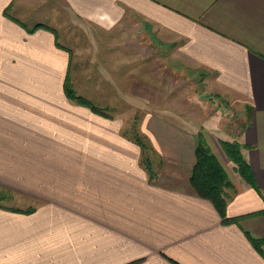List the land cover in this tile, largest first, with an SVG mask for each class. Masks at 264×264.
I'll use <instances>...</instances> for the list:
<instances>
[{
	"label": "crops",
	"instance_id": "1",
	"mask_svg": "<svg viewBox=\"0 0 264 264\" xmlns=\"http://www.w3.org/2000/svg\"><path fill=\"white\" fill-rule=\"evenodd\" d=\"M65 25L147 31L247 120L231 133L134 103L148 109L136 130L151 177L135 128L67 94V79L78 89ZM200 130L224 166L217 140L239 141L253 172L250 183L225 167L237 188L226 218L191 182ZM1 191L30 203L0 201V264H264V0H0Z\"/></svg>",
	"mask_w": 264,
	"mask_h": 264
},
{
	"label": "rangeland",
	"instance_id": "2",
	"mask_svg": "<svg viewBox=\"0 0 264 264\" xmlns=\"http://www.w3.org/2000/svg\"><path fill=\"white\" fill-rule=\"evenodd\" d=\"M48 17L49 21L42 20L52 24L51 17ZM33 19L26 18L27 24L33 25ZM68 27L65 25L66 30H61L60 38L73 49L71 75H74L72 82L77 92L90 96L91 101L114 117L122 116L129 133L134 128L139 129L138 119L148 110L142 105L136 108L134 103L137 102L148 104L154 101L159 112L172 117H186L197 123L219 122L231 133L240 131L247 120V110L237 102L230 103L222 95L211 93L205 77L192 69L193 65L187 69L179 67L174 61L177 56H173V47L152 37L153 40L147 31L110 30L103 36L98 31V35L103 37L100 38L103 45H100L98 35L90 37L79 27ZM117 40L123 45L117 46ZM105 68L111 76L103 75ZM217 141L221 144L220 140ZM225 167L232 175L239 173L237 164L230 158L225 160ZM7 193L11 198L1 191V202H9L13 207L29 206V200L26 204L25 199L14 192Z\"/></svg>",
	"mask_w": 264,
	"mask_h": 264
},
{
	"label": "trees",
	"instance_id": "3",
	"mask_svg": "<svg viewBox=\"0 0 264 264\" xmlns=\"http://www.w3.org/2000/svg\"><path fill=\"white\" fill-rule=\"evenodd\" d=\"M8 15V11H5ZM45 26L44 24H36L31 30ZM65 89L69 97L75 101L88 105L97 112H103L97 109V107L83 95L77 94L72 88V84L68 79L65 82ZM133 140L136 141L142 149V164L147 168L149 175L154 176L153 162L150 156L152 147L148 145L144 135L135 129L133 133ZM221 145L227 153V156L237 164V170L240 175L248 182L253 183V172L249 163L244 158L241 148L242 144L237 141L220 140ZM191 182L197 191V193L205 198L210 199L220 214L226 218V208L229 200L233 194L237 191L233 181L231 180L228 171L222 162L218 159L216 154L212 151L211 147L207 143L205 134L203 131H199L197 135L196 145V161L191 171ZM230 188L232 191H228ZM264 239L256 240L255 243L261 244Z\"/></svg>",
	"mask_w": 264,
	"mask_h": 264
}]
</instances>
